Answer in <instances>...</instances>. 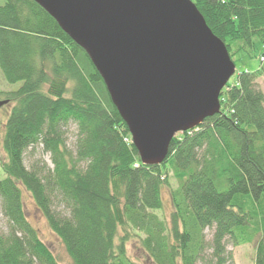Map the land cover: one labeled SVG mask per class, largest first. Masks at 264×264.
<instances>
[{
  "label": "trees",
  "instance_id": "16d2710c",
  "mask_svg": "<svg viewBox=\"0 0 264 264\" xmlns=\"http://www.w3.org/2000/svg\"><path fill=\"white\" fill-rule=\"evenodd\" d=\"M192 2L231 60L258 57L259 66L238 71L221 90L219 112L178 132L160 165L141 162L100 74L57 22L33 0L0 4V72L20 82L0 92L3 106L11 104L0 128L7 222L0 264H60L28 220L23 190L63 244L67 264H137L126 251L132 230L154 264H196L208 252L212 264H233L227 245L253 241L254 264H264V93L256 83L264 75V0ZM69 124L77 130L73 149ZM39 144L52 168L25 166V151ZM170 173L178 185L167 222L155 211Z\"/></svg>",
  "mask_w": 264,
  "mask_h": 264
},
{
  "label": "water",
  "instance_id": "95a60500",
  "mask_svg": "<svg viewBox=\"0 0 264 264\" xmlns=\"http://www.w3.org/2000/svg\"><path fill=\"white\" fill-rule=\"evenodd\" d=\"M33 1L85 51L143 164L219 112L235 64L191 0Z\"/></svg>",
  "mask_w": 264,
  "mask_h": 264
},
{
  "label": "rangeland",
  "instance_id": "374dc122",
  "mask_svg": "<svg viewBox=\"0 0 264 264\" xmlns=\"http://www.w3.org/2000/svg\"><path fill=\"white\" fill-rule=\"evenodd\" d=\"M5 0H0V4H2ZM192 1V0H191ZM258 54V52H257ZM237 55L234 57V64H235V72L230 77L228 83L231 84L236 77L238 71L241 70H254L259 66L258 57L248 59L244 57H240ZM257 87L264 93V75L260 76L256 80ZM20 86V82L16 83H8L3 78L0 72V92H6L10 90H16ZM2 95H0V99ZM11 104L8 106H1L0 107V128H2L8 109ZM76 126L74 124H69L66 130V145L69 149L74 148L75 139H76ZM5 154L2 150L0 145V163L4 160ZM39 161L40 164H46L48 168H52V163L50 159L49 153L45 152L42 148V145L39 144L35 148H29L24 153V164L27 168H30L31 165L35 162ZM3 176V172L0 168V178ZM168 185L163 186L161 189V196L163 200V206L161 209L156 210L155 213L159 216V218L164 219L165 221H169L170 212L172 210L171 200H170V190L175 189L178 185L176 179L170 173L168 177ZM23 204L25 214L30 221V223L35 227L38 232L39 237L41 240L48 246L52 254L55 256L56 260L60 264H67L69 262V256L59 240V238L51 231L50 227L47 224V221L43 214L38 210L34 201L29 194L28 191L23 190ZM54 206V210L61 213L62 215L66 214L67 211L64 209L63 206L59 205L58 203ZM7 230V222L4 216L1 213V206H0V232H5ZM136 234L138 233L135 230ZM120 234H124L122 230L119 229ZM135 235H130L131 237L126 243V251L128 257L136 262L137 264H154L144 253L141 249L140 243L138 241V237ZM140 234V233H139ZM143 236L142 234H140ZM206 239H210L211 231L209 229L205 230ZM255 241L249 243H241L237 246L233 244H228L226 249L228 254L231 257V262L233 264H254V255H255ZM196 264H212L210 262L209 252L206 254L205 259L198 261Z\"/></svg>",
  "mask_w": 264,
  "mask_h": 264
}]
</instances>
